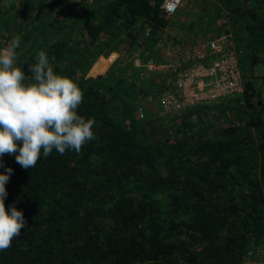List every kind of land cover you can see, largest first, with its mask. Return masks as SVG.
Masks as SVG:
<instances>
[{
	"label": "trees",
	"instance_id": "obj_1",
	"mask_svg": "<svg viewBox=\"0 0 264 264\" xmlns=\"http://www.w3.org/2000/svg\"><path fill=\"white\" fill-rule=\"evenodd\" d=\"M160 3L0 8L14 41L0 59V264H243L264 244V95L241 69L264 65V0L178 9L197 6L204 25L216 10L244 88L206 103L210 119L187 106L165 129L139 111L149 71L131 56L164 61ZM123 51L114 74L87 75Z\"/></svg>",
	"mask_w": 264,
	"mask_h": 264
},
{
	"label": "built area",
	"instance_id": "obj_2",
	"mask_svg": "<svg viewBox=\"0 0 264 264\" xmlns=\"http://www.w3.org/2000/svg\"><path fill=\"white\" fill-rule=\"evenodd\" d=\"M182 6L183 0H161L160 3L162 14L168 20ZM162 44L163 39L158 45ZM136 64L141 63L136 61ZM145 66L152 71L166 70L169 74L172 88L159 99L167 111L209 103L228 94L240 93L244 88L234 39L225 29L212 38L174 44L169 49L167 61L158 63L150 58Z\"/></svg>",
	"mask_w": 264,
	"mask_h": 264
},
{
	"label": "rangeland",
	"instance_id": "obj_3",
	"mask_svg": "<svg viewBox=\"0 0 264 264\" xmlns=\"http://www.w3.org/2000/svg\"><path fill=\"white\" fill-rule=\"evenodd\" d=\"M14 1L15 0H0V8H1V10L3 11V8L2 7H3V4L4 3L11 4ZM211 1H213V0H211ZM207 3L209 4V2H207ZM185 6H187L186 5V0H183V6L180 9H183V7H185ZM189 6H191V5H189ZM208 8L210 9V11L212 10L213 19L214 20H219V17L217 16L216 10L215 9H212L211 5L210 6L208 5ZM200 12L204 15V13L202 11H200ZM200 12H197V13L194 14L195 15L194 17H196V19H197L195 21V25H198L199 28H200V29L197 28V29H199V31H198L199 33L201 31H203V30L205 31V28H204L203 24L201 23V22H203V16H202V14ZM182 14H185V13H182ZM3 17L4 16L1 15V18H3ZM209 18H211V17H209ZM171 21H172V19L169 20V24L175 22V21H173V22H171ZM183 25H184V28H186V29L189 30V26L187 24H183ZM208 28H209V25H208ZM4 29L5 28L3 27V24L0 23V59H6L8 57L9 52L11 50H13V47H14V45H13L14 44V41L12 40L11 35H9L10 34V31H5ZM224 29L225 28L222 27L219 30H217L218 32H216V30H211V34L208 37L211 38L212 36L216 35L215 33H212L213 31L216 32L217 35L218 34H222L223 31H224ZM206 34H208V33H204L203 32V34H200L201 35L200 37H203L204 39L205 38L207 39L208 37H207ZM126 54H127V51H123V55H120L118 58L121 57L123 59L126 56ZM131 56H133V55H131ZM117 61H118V59L115 61V63H113V64L111 63V65L106 70V73L109 72L112 68H114L115 71H116L115 64H116ZM165 61H167V59H165ZM134 62H136V60H134ZM138 62H141V61H138ZM134 66L135 67H140L141 69H148L145 66V63H144V65L143 64L142 65H136L134 63ZM241 69H242V71L245 74H249V75L250 74H254V75H257L256 76L257 78L256 77H252V79L254 81L253 83H254V85H256V87L259 88V90L261 91V93L264 95V76H262V74H264V65L263 64H256V65L250 66V65H247L246 64V65H242L241 66ZM115 71H114V73H115ZM88 74L89 73H87V75ZM152 75H153V73L150 72L148 74V76H147V80L151 84V85H149V87L152 88V85H154V84L157 87H160L163 84V82H162L163 78L166 77L165 71L164 72H161L160 74H158V76H157V74H155L153 78H152ZM157 83H160V84H157ZM154 94L155 93H152V96ZM158 94H159V92H158ZM158 94H157V97H158ZM163 95H164V93L161 94V96H163ZM233 96H236V93ZM144 100L145 99H143V97H138L137 98V101H138L139 105L142 106V111L141 112L143 114L144 113L145 114L147 113L149 115V109H151V106L152 105H148V107H149V109H148V107H146L142 103V102H144ZM263 103H264V97H263ZM203 105H206V103H204ZM203 105H199V106H201V109H203L202 111H199V114L201 115V117L203 119H210L211 111H208L207 110L208 108L206 106H203ZM144 109H146V111H144ZM186 109H187L186 107H183V108L179 109V111H173V110L167 111L165 108L162 107V105L160 104V102H158V105L157 106L156 105L154 107L152 106L153 112L155 111L153 116L156 117V118H159V119H162L163 120L164 126H165L164 129L166 127H169V125L171 124V122L168 121L170 119L169 117H171L174 114H177V112H180V113L178 114L179 116H176V117H182L183 116V113H184V111ZM193 117H196V115L193 114ZM193 117L191 118V116H188L187 119L188 118H191V119H196L197 118V117L196 118H193ZM213 127H214L213 125H210L208 128H209L210 131L211 130L213 131ZM243 264H264V244L261 247L255 249L254 254L251 257H249L248 259H246L243 262Z\"/></svg>",
	"mask_w": 264,
	"mask_h": 264
},
{
	"label": "crops",
	"instance_id": "obj_4",
	"mask_svg": "<svg viewBox=\"0 0 264 264\" xmlns=\"http://www.w3.org/2000/svg\"><path fill=\"white\" fill-rule=\"evenodd\" d=\"M189 13L190 14H184L183 15V18L182 19H179V17L174 14L170 19H172L171 22V25L170 27H167L166 29H164V32L162 33V39H163V44L162 46L160 45L158 48V52H153L154 50L152 49V52L154 54H156V57L157 55L160 57L161 55V58L165 61V59H167V55H168V52H169V49L172 45L174 44H177V43H188V42H194L195 40H197L198 38H201L200 34H203L204 33H208L206 34L207 36H210L211 34V30H216V32H218L217 30H219L220 28H222L223 26L221 25L220 27H218V29L216 28V26L218 25V22L217 20L216 21H213L210 22L209 24H203L204 28H205V31H201L200 33L198 32L199 31V26L198 25H195V21L197 19H195L196 17H193L191 16V14H195L197 12H200L199 8L196 6H194L193 8L189 9ZM1 18V16H0ZM191 18V19H190ZM6 17H3L1 18V24H5L6 22ZM169 19V20H170ZM183 24H187L189 26V30L184 28V25ZM208 25H209V28H208ZM199 28V29H197ZM216 32H212V33H215L217 34ZM205 35V34H204ZM212 37H215L212 36ZM211 37V38H212ZM210 38V37H209ZM161 42V41H160ZM139 48L137 50H135L132 55L135 56L134 60L136 61H140L139 59H146V62L148 61V59H152L153 56L150 55L148 53V50H143V51H138ZM121 53V52H120ZM120 53L118 52H111L107 57H104V56H100L98 58V60L92 65V67L90 68V70L88 71V76H92V77H96L97 75H103V74H106V70L108 69V67L111 65V63H115V61L118 59V57L120 56ZM153 54V55H154ZM106 60L105 63H103V67H101L100 65L98 67H94L95 64L100 61V60ZM136 64V62H134ZM141 63V62H139ZM137 65V64H136ZM142 65V64H140ZM145 70V69H144ZM150 72L153 73L152 75V78L154 77L155 74H160L161 72H164L165 71V75L166 77L163 78L162 82L163 84L160 86V87H157L155 84L152 85V88L149 87L150 82L147 80L146 82V85L148 87V89H150V91L148 93H144L143 95L139 96V97H143L144 102H142L145 106L147 105H152L153 107L156 105H158V102H159V99L161 98V94L168 91L169 89L172 88V85H171V79L169 78V74L167 73L166 70H163V71H152V70H149L147 69ZM157 84H160V83H157ZM156 86V87H155ZM159 92V94H158ZM152 93H155L153 96H152ZM157 94H158V97H157ZM203 106H207V105H203ZM145 108V107H144ZM147 109V108H146ZM207 109V108H206ZM208 110V109H207ZM155 112V111H154ZM154 112L153 110H150L149 109V116L151 117H154ZM180 112H177V114H179ZM179 116V115H178Z\"/></svg>",
	"mask_w": 264,
	"mask_h": 264
},
{
	"label": "water",
	"instance_id": "obj_5",
	"mask_svg": "<svg viewBox=\"0 0 264 264\" xmlns=\"http://www.w3.org/2000/svg\"><path fill=\"white\" fill-rule=\"evenodd\" d=\"M115 69L112 68L109 72H107L106 74H103V75H97L96 77L97 78H103V77H106V76H111L113 73H114ZM260 102V101H259Z\"/></svg>",
	"mask_w": 264,
	"mask_h": 264
}]
</instances>
